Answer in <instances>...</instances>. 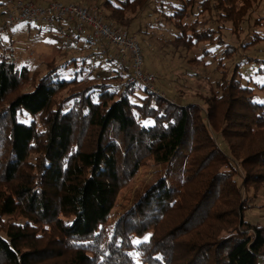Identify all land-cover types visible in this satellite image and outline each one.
Returning a JSON list of instances; mask_svg holds the SVG:
<instances>
[{
  "label": "trees",
  "instance_id": "trees-1",
  "mask_svg": "<svg viewBox=\"0 0 264 264\" xmlns=\"http://www.w3.org/2000/svg\"><path fill=\"white\" fill-rule=\"evenodd\" d=\"M150 1L103 0L99 8L131 34L128 15ZM168 2L158 17L180 32L174 42L215 53L220 78L200 95L203 105L130 82V65L104 57L103 42L85 41L97 51L53 61L39 78L0 58V264H264V225L247 220L264 186V84L251 74L244 83L252 69L264 77L256 32L264 0ZM227 25L256 31L236 45ZM96 56L110 76L79 79ZM78 62L65 79L62 69ZM182 159L179 187L157 178L110 224L142 166Z\"/></svg>",
  "mask_w": 264,
  "mask_h": 264
},
{
  "label": "rangeland",
  "instance_id": "rangeland-1",
  "mask_svg": "<svg viewBox=\"0 0 264 264\" xmlns=\"http://www.w3.org/2000/svg\"><path fill=\"white\" fill-rule=\"evenodd\" d=\"M3 1L4 5L3 7L0 6V13L6 10V2L5 0ZM24 1H34L41 5H47L50 1H60L67 6L80 5L87 7L90 10L96 11L103 22L113 24L127 32L125 28L118 24L103 19L102 14L104 10L99 8L103 0H101L99 4H97L95 0ZM159 1L158 4L155 5L154 1L151 0L148 7L138 10L136 14L128 15V17H133L130 35L138 42L139 46H141L140 48L144 58V72L146 71V73L153 75L155 78V83L153 85L155 90L167 94V96L171 97L177 103H198L203 105L200 95H210L211 90L215 89L214 86L216 81L220 78V74L215 69L216 64L213 59L215 53H211L207 56L203 53V50L209 46L207 44H201L198 48L195 47L193 52L187 51L183 48V45L176 44L174 41L179 31L174 26L170 25L166 19L161 20V18L158 17L159 4L163 3ZM168 1L175 4L179 3L178 0H165L163 5L168 10H170L169 7L171 6ZM261 10H263L262 7L257 9L255 14L259 13ZM193 20V18L188 19L189 22H193ZM4 21L5 16L2 17L0 14V26ZM60 24L61 22L55 26H46L44 23H37L33 25V27H28V25L18 27L16 29H20V32L17 33V42L14 40L13 42L9 41V34L2 35L0 37V58L4 59L10 53L17 58L14 57L16 59L15 65H18L19 68L23 65H27L32 75L39 78L47 74L48 65L53 61L56 65L63 66L72 59H79L80 57L87 56L97 51L96 47L86 44L85 40L70 30L67 31L66 34L60 33L59 30H56L58 29L57 26ZM229 26L230 25H227L225 33L232 43H237L236 45L242 43L249 32L250 37L248 40H251L252 33L256 31L254 28H249V31L247 27L244 28V26L240 33H235ZM259 28H257L258 30L256 32L264 37V27ZM12 31H15V29ZM3 40L6 45H2ZM12 44H14L15 51H13ZM111 48L115 50V53L117 52L116 47L109 46V49ZM257 48L258 51L262 50L261 54L264 55V42L260 43ZM253 51L255 50L252 49L249 53L252 54L254 53ZM91 61L90 65L86 66L87 69L85 74L78 76L79 79L85 80L91 77L101 78L102 76H110L109 67L103 58L96 56L92 57ZM80 68L81 62H78L76 65H66V67L62 69V74L65 79L72 80L76 76V73L80 71ZM252 70L245 75V85L248 83L249 79L247 76L250 74L253 80L261 85L264 84V77L256 74V70H253L254 72H252ZM112 71L115 70L112 69ZM69 89L67 88V90L62 92V99L70 95ZM256 92L262 97L263 93H260L258 89ZM94 98L96 100V93L94 94ZM69 107H71V103L66 105V109ZM31 120L29 116L23 118V121L26 123H30ZM185 162V159H182V161H178V163L171 166V168L168 164L161 163L158 165L153 162H148L147 165L142 166L136 174V177H134L124 190L120 192L113 210V219L110 224H113L117 216L130 207L137 196L143 193L145 188L150 186L157 178L163 176L168 177V182L171 187H179L184 175L183 169ZM255 195L256 197L253 203L256 207L247 214V220L254 224L260 223L264 225V186L257 191ZM249 196H254V190ZM222 209L228 212V206H224ZM231 229L232 227H230V230ZM222 235L225 236L226 233Z\"/></svg>",
  "mask_w": 264,
  "mask_h": 264
},
{
  "label": "built area",
  "instance_id": "built-area-1",
  "mask_svg": "<svg viewBox=\"0 0 264 264\" xmlns=\"http://www.w3.org/2000/svg\"><path fill=\"white\" fill-rule=\"evenodd\" d=\"M5 2V21L0 26V37L25 25L44 23L46 26H55L59 22H64L87 42L92 44L108 42L107 47L101 48L103 56L130 65L132 71L130 82L153 89L155 78L144 72L141 46L128 32L103 22L96 11L80 5L67 6L60 1H50L47 5L24 0H5ZM108 44L116 47L117 52L114 55L110 53ZM4 60L10 64L16 63V59L10 53Z\"/></svg>",
  "mask_w": 264,
  "mask_h": 264
},
{
  "label": "crops",
  "instance_id": "crops-1",
  "mask_svg": "<svg viewBox=\"0 0 264 264\" xmlns=\"http://www.w3.org/2000/svg\"><path fill=\"white\" fill-rule=\"evenodd\" d=\"M36 25V24H35ZM28 27H33V25H28ZM57 28L58 29H56V30H59L60 31V33H63V34H66L67 33V31H69V26L67 25V24H64V22H61V24L60 25H58L57 26ZM20 30V29H19ZM19 30H17V29H15V31H12L11 33H7V34H9V38H10V40L9 41H12L13 42V40L15 41V42H17V33L18 32H20ZM5 35V34H4ZM15 42H14V44H15ZM9 44V43H8ZM14 44H12L13 46V51H15L14 50ZM2 45H6V44H4V40H3V43H2ZM10 45V44H9ZM12 51V52H13ZM110 53H112V55L113 54H115V50H113V48H111L110 50ZM13 54H14V52H13ZM15 57V56H14ZM16 58V57H15ZM17 59V58H16ZM23 66H27V65H23ZM22 66V67H23Z\"/></svg>",
  "mask_w": 264,
  "mask_h": 264
}]
</instances>
